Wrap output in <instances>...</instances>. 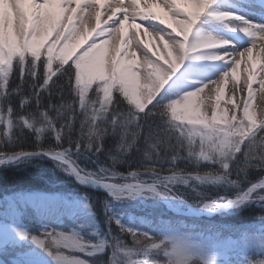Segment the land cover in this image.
<instances>
[{"label":"snow or ice","instance_id":"6c2138e0","mask_svg":"<svg viewBox=\"0 0 264 264\" xmlns=\"http://www.w3.org/2000/svg\"><path fill=\"white\" fill-rule=\"evenodd\" d=\"M217 2L218 0H186L181 3L180 0H164L163 6L154 3L141 8V0H131L128 7L124 6L123 0H116V4L109 8L111 14L104 22L106 26L101 27V13L96 12L95 26L89 27L84 13L88 8L94 7L95 2L82 4V0H0V125L4 126L9 145L21 147L20 151H0V165L17 161L21 157L51 156L58 161L59 167L75 174L81 183L101 186L115 200L159 196L186 204L179 197L170 195V186L178 183L188 184L193 178L200 184L213 183L198 180L196 177L200 174L193 177L191 173L176 171V161L181 158L180 153L186 150L187 157L184 159L194 161L197 165L201 161L218 164L217 160L210 158L217 154L229 156L230 163L235 165L238 179H229L227 184L234 186L237 194L234 199L225 196L221 202L207 199L196 209L217 212L227 209L239 210L251 203L264 206V195H256L258 188L264 191V179L259 183H252L246 189H241L239 183L241 173L246 174L249 168L264 170V137H260V143L257 144V132L264 131V114L260 116L257 126V118L249 106V101L253 98V81L257 77V60L254 59L253 51L259 40L258 51L264 53V24L250 23L236 13L213 7ZM118 14L123 18H117ZM141 16L148 23V27L136 23ZM203 17L216 21H243L242 25L229 26L233 30L239 28L254 37L251 46L235 52L225 50L214 55H201L202 50L232 43L227 38L198 33L196 27ZM152 21L166 25L171 32H164L162 27L157 28V24ZM149 28L156 32V36H152ZM146 36L151 39L145 40ZM155 40L163 42L165 51H161L159 46L153 43ZM137 48L143 52V61L138 56ZM149 54L154 59H150ZM245 58L251 66L247 67L248 75L244 86L241 87L237 69L245 62ZM189 59L224 60L230 63L231 67L218 80L212 79L202 83L195 90L187 91L180 98L165 103L164 93L173 92V89L168 87L170 81ZM58 73L68 75L69 87L75 93L80 111L85 116V120L81 122V137L76 140L70 135L72 121H66L58 130L49 112L41 111L42 92L51 88L50 81H53V77ZM229 73L234 81V88L226 104L231 107L221 109L220 103L225 96ZM259 73L262 75L257 82L260 89L264 90V62L259 63ZM13 76L19 83L13 85L10 80ZM41 79L42 83H37ZM26 84L32 89L31 96L35 100L36 108L25 116L14 105L5 102L13 94L19 95V108L25 109ZM178 86L179 81L176 85L177 91ZM205 89L208 91L205 92ZM245 89L247 100L241 102L242 115H238L241 103L235 100L236 92H244ZM90 92L95 93V100L90 98ZM114 93L128 100L130 107L126 115L115 107L118 101L114 99ZM210 93L215 95L214 106L209 110L205 105L206 102L213 101ZM74 103L71 104L70 111L75 114ZM181 105L183 111H178ZM50 107L56 109L57 116H61L59 109L63 108V104ZM158 117H167V120L153 127ZM141 121L144 122L143 125ZM85 127L88 129L86 136L83 133ZM144 127L147 128L146 142L156 140V143L151 145L153 151L160 144H166L174 153L166 161L171 165V175L159 176L155 164L165 159L159 155L156 161L144 169L154 178L151 184L137 181L138 172L130 173L136 182L109 183L107 181L117 173L113 172L109 177L105 174L110 170L103 167L99 173L81 175V170L73 166L74 162L66 155V151L71 149L25 151L21 146L23 136L16 137L13 131L15 128L32 129L39 138L46 130H51L56 132V138L60 141L63 139L62 130L67 129L68 142L75 145L77 153H100L103 150L101 141L109 129L113 135L120 137L121 151H127L135 146ZM129 128L136 130L129 132ZM84 140L88 141L87 147ZM238 153L243 154V165ZM112 160L116 162L117 157L113 156ZM232 172L229 164L228 177ZM121 179L127 180V177ZM158 185L161 186L160 190ZM84 205L91 212L92 206L86 197ZM105 212L109 226L114 221L120 232L131 235L133 240V246L128 247L119 237L113 238L111 264H118L120 256L127 257L132 264H160L150 257H159L161 254L166 257L168 264H172L173 259L175 264H187V258L193 255L198 256L203 264H218L216 255L205 250L208 247L206 245L177 243L162 233L159 236H151L149 231L127 227L108 204H105ZM17 233L22 239L34 242L58 264H89L87 260L65 255L60 251L61 246L92 255L103 252L108 244L107 239L98 243L85 241L75 229L71 234L56 232L55 229L45 231L42 233L43 238L23 229H17ZM258 247L259 251L254 255L264 257V234L259 237ZM133 256L138 259L133 260ZM251 264H264V259H251Z\"/></svg>","mask_w":264,"mask_h":264},{"label":"trees","instance_id":"16d2710c","mask_svg":"<svg viewBox=\"0 0 264 264\" xmlns=\"http://www.w3.org/2000/svg\"><path fill=\"white\" fill-rule=\"evenodd\" d=\"M10 80L13 85L19 83L15 76L10 77ZM37 83H42V79L37 81ZM72 83L74 84V78ZM50 84L51 88L42 92L41 111L49 112L56 129L59 130L68 120V117L57 116L56 109L50 106H59L64 103L73 104L75 101V114L73 112L70 114L73 123L70 135L73 140L79 139L81 137V122L85 120V116L80 111L75 93L69 87L68 75H60L58 73L56 77H53V81H50ZM31 92L32 89L26 84L24 95L27 97V105L23 110L19 108V95L13 94L5 103H11L22 115L26 116L36 108ZM90 97L92 100L96 99L93 93L90 94ZM114 99L118 101L115 107L120 113L126 115L130 107L128 100L119 98L116 95H114ZM59 110L63 112L62 108ZM166 120L167 117L164 119L158 117L154 123H150H153V127H155L157 124H163ZM141 124L143 125L144 122L141 121ZM135 130L134 128H129V132ZM13 131L16 137L23 136V144L21 145L23 150L38 152L47 149L55 151L71 149L69 158L76 166L79 164L82 167V171L99 173L100 168L103 167L110 170L105 174L109 177H111L113 172L117 173L114 178L109 179L115 182L117 180L118 182H124L121 177L125 176H127V180H133L130 176L132 172L139 173L136 180L153 182V176L145 172L144 169L156 161L158 155L165 158L160 163L155 164L159 176L171 175V165L166 161L174 153L166 144H160L153 151L151 145L156 143V140L146 142V127L140 131L135 146L127 151H121L120 137L113 135L109 129L101 141L103 150L100 153H77L75 145H70L68 142L69 133L67 129L62 130L63 139L60 141L56 138V132L51 130H46L39 138H37L32 129L15 128ZM87 131L88 129L85 127L83 129L85 136ZM260 137H264V131L257 132V144L260 143ZM83 142L86 143L87 141L84 140ZM20 150L21 147L9 145V138L4 134V126L0 125V151L9 153ZM237 155L240 158L241 165H243V154L238 153ZM113 156L117 157L116 162H113ZM180 157L176 161V171L185 174L191 173L193 177L195 174L202 175L205 172L220 170L218 164L213 165L209 161H201L197 165L194 161L184 159L187 157L186 150L180 153ZM230 167L233 172L229 179L237 180L235 165L230 163ZM262 179H264V170L249 168L246 174L241 173L239 177L240 188L246 189L252 183H259ZM171 188L175 193L192 203L206 202L207 199L221 201L225 196L232 198L237 194V189L234 186L228 184H200L194 178L188 184L178 183L175 186H171ZM39 190L58 193L68 201H84L86 197L87 202L92 206V213L88 215L80 214L79 212L60 211L54 215L48 212L47 208L31 206L16 198L20 194L25 196L31 191ZM105 204L112 208V211L127 227L149 231L151 236H159L162 233L176 242L178 235L195 236L196 241L201 245L208 246L205 250L209 254L216 255L218 264H251V259H264V257L254 255L255 252L259 251L258 245L246 248L241 240L248 234L264 233V206L259 203H251L239 210L232 209L214 217H194L180 215L175 212L168 215H160L147 209L144 210L141 206L129 200H115L106 191L79 183L73 175L65 171L64 168L59 167L56 160L48 156L33 155L22 157L18 161L0 166V226L15 224L33 235H41V238H43L42 233L45 231L55 229L56 232L71 234L73 229H75L85 241L91 243H98L102 239H107L108 244L105 246L104 251L92 255L80 252L78 249L60 247V251L65 255L79 257L89 261V264H111L114 237H119L128 247L133 246L131 235L121 233L119 226L114 221L109 226ZM5 242L4 239H0V264H54L52 257L37 245L34 248L31 243L25 240L15 242L14 246L8 245L13 244V242ZM53 250L55 251L54 247ZM118 258L124 259L123 256ZM132 259L135 260L138 257L133 256ZM150 259L157 260L160 264L162 261H166V257L163 254L159 257H150ZM200 264H203L202 260H200Z\"/></svg>","mask_w":264,"mask_h":264},{"label":"bare ground","instance_id":"6f19581e","mask_svg":"<svg viewBox=\"0 0 264 264\" xmlns=\"http://www.w3.org/2000/svg\"><path fill=\"white\" fill-rule=\"evenodd\" d=\"M154 0H141V3H144L145 5L148 4V6L153 3ZM89 2H95V7L96 10L94 11H86L85 17H86V23L88 24L89 27H94L96 20H95V13L96 12H100L101 13V17H100V22H101V27H105V21H107L108 16L111 14L109 12V8L112 5L116 4V0H90ZM131 0H123L124 6L128 7V5L130 4ZM131 11V9H130ZM229 12H233L236 13L238 15H241L243 18H245L247 21L249 22H257V24H264V17L263 18H258L254 15L249 14L248 12L244 11V10H228ZM119 19L120 16H122L121 14H118ZM138 21H140L141 24H144V27H148V23L145 22L142 19L138 18ZM153 23H156V27H162L164 28V32H171V29L168 28L166 25H160L158 21H152ZM131 23V22H129ZM139 23V22H136ZM139 23V24H140ZM149 31L152 33V36H156V32H154L151 28H149ZM196 31L198 33L201 34H211L214 37L217 38H227L228 40H230L229 38H231L232 36L230 35L231 33L229 32H224V33H216L215 31H211L203 26L197 27ZM131 34V32L129 33V35ZM95 35V34H94ZM161 35H163V33H161ZM248 35V34H247ZM231 36V37H230ZM145 40H150V37H144ZM165 39H167V36H165ZM232 39V38H231ZM254 40V37H250L248 35L247 38H237V41H234L233 39L230 40L232 43L228 46H218V47H214L212 49H208V50H202L201 51V55H214V54H218V53H222L225 50L227 51H231V52H235L238 50H243L245 47H249L251 46L252 42ZM153 43H155L157 46H159V48L161 49V51H165L163 49V42L159 41V40H155L153 41ZM257 44H260V41L257 40ZM138 52V56L140 58L141 61H143V52L137 48L136 49ZM259 49H254L253 51V55H254V59L257 60V77L256 80L253 81V89H252V93H253V98L251 101H249V106H250V111H252L256 118L259 117L260 115V111L262 110V108L264 107V90L260 89V85L257 82L260 78H261V73H259V63L260 62H264V53H261L258 51ZM149 58L150 59H154V57L151 56V54H149ZM161 65L163 64V61L160 62ZM251 63L247 62L246 58H245V62H243L239 69H237V75L239 77V84L241 87L244 86L246 78H247V67H250ZM231 67V64L224 61V60H186L184 62V64L182 65L181 69H179L177 71V73L175 74V76L172 78V80H182L185 83H189L191 85V87L189 86L186 89H189V91H193V87H199L202 85V83H206L209 80H218L219 77L226 71H228ZM180 74V75H179ZM187 76H191L194 79L191 78H187ZM233 88H234V81L232 79L231 73H229V78H228V83L225 86V96L222 99L221 103H220V108L223 109L224 107H231V105L226 104V101L229 99V97L232 96V92H233ZM208 90L205 89V92H207ZM210 95L213 97V101H210V106H207V102L205 107L208 108L209 110L214 106V93H210ZM235 100L237 103H241L244 100H247V89H245L244 92H236V96H235ZM242 103H241V115H242ZM264 111V108H263ZM210 114V111H209Z\"/></svg>","mask_w":264,"mask_h":264},{"label":"rangeland","instance_id":"374dc122","mask_svg":"<svg viewBox=\"0 0 264 264\" xmlns=\"http://www.w3.org/2000/svg\"><path fill=\"white\" fill-rule=\"evenodd\" d=\"M90 0H82V4L83 3H89ZM181 3H185L186 0H180ZM154 3H159L161 6H163L164 4V0H154L153 3H151L149 6H151ZM146 5L144 3H140V7L144 8ZM148 6V4H147ZM240 6V7H239ZM213 7L215 8H219L221 10H236L237 8L240 10H245L247 11L249 14L253 15L254 14H259L260 12H263V7H264V0H245V1H240V5L237 4H232L231 1H218L216 5H214ZM257 8V9H256ZM96 10V7H90L88 8L86 11H94ZM241 16V15H239ZM119 17V15H118ZM242 17V16H241ZM258 17V16H256ZM120 18L122 19L123 16H120ZM143 17L141 16L140 19H142ZM259 18V17H258ZM208 17L205 18V21H208ZM131 22V21H129ZM139 22L140 21H136ZM249 22V21H248ZM259 21H256V23ZM219 25H221L222 27H224L223 29H225L226 31L230 32V33H235L236 36H239L240 38H247L248 35L246 33H244L242 30H240L239 28H237L236 30H233L229 25L230 24H243V21H218L217 22ZM250 23H255V22H250ZM141 24V23H140ZM203 26L211 31H215L216 33H220L219 31H217V29L210 27L208 25L203 24L202 22H198L197 27ZM196 27V28H197ZM233 39V38H232ZM230 39V40H232ZM234 41H237L236 39H233ZM259 49L260 48V44H257V47L255 49ZM67 66V65H65ZM56 67V65H54V68ZM180 75V74H179ZM187 78H192L191 76H187ZM177 81H179V86H178V91L176 90V85H177ZM191 87V85L189 83H185L182 80H171L168 87L173 89L172 93L169 92H165L164 96H165V103H167L169 100L172 99H178L180 98V96H182L185 92L189 91V89H186L188 87ZM197 87H193V90H195ZM93 93L94 96L96 97L94 92H90V94ZM114 95L118 96L119 98H124L122 96H120L119 94L114 93ZM91 98V97H90ZM125 99V98H124ZM127 100V99H125ZM210 101L207 102V106H210ZM151 105H149L150 107ZM264 108V107H263ZM262 110L260 111V115L257 118V126L259 125V118L262 114H264V111ZM178 111H183V105H181L178 108ZM238 115H241V110L238 113ZM58 162V161H56ZM77 167L79 169H82V167L77 164ZM127 177V176H125ZM130 182L131 180H124V182ZM117 183L118 180H117ZM171 187V186H170ZM161 186L158 185V190H160ZM170 195H174L176 197H180V195H178L177 193H175L173 190L171 191ZM256 195H264V191H262L261 189H257L256 190ZM17 200H22L23 203H28L32 206H34L35 204L44 206L47 201H51L53 203V205L50 206L51 210L53 212H58V202L60 199V195L58 193H51V192H46V193H36V192H29L28 194H26L25 196H22L21 194L19 195V197H16ZM26 199L28 201H26ZM130 202L134 203V204H138L139 206H141L144 210L147 209L149 211H152L154 213L160 214V215H168L169 213H174V212H180V211H186L189 207V211H195V209L193 207H199V205H201L203 202L199 201V203H192L190 202V204L192 205V208L189 206V204H183L181 202H176V201H170L167 199H164L162 197L156 196V197H143V196H138L134 199H129ZM67 209H76V210H80L85 214L91 215L92 211L90 212L89 209L87 207H85L84 205V201H79V202H73V203H69L66 205ZM60 209V208H59ZM204 212H208V211H204ZM226 211H217V212H208L209 217H214L217 214H224ZM17 229H21L20 227H18V225H13V224H6L3 226H0V239L1 240H5V243H12L13 244H8V245H13L15 244V242H19V241H28V243H31L33 245V247L35 248V243L32 242L29 239H22L21 237H19L18 233H17ZM24 230V229H23ZM261 234L264 233H260V234H248L245 235V237L242 239V244H244L243 246L246 248H249L253 245H258L259 246V237ZM177 243H192V244H200L198 241H196L195 236H191V235H178L177 237ZM4 243V244H5ZM201 245V244H200ZM43 250V249H42ZM52 259V258H51ZM54 264H58V262L54 261Z\"/></svg>","mask_w":264,"mask_h":264},{"label":"clouds","instance_id":"9594fccd","mask_svg":"<svg viewBox=\"0 0 264 264\" xmlns=\"http://www.w3.org/2000/svg\"><path fill=\"white\" fill-rule=\"evenodd\" d=\"M71 104L64 103L63 104V112H61V116H67L68 120L71 121V111H70ZM88 146V141L85 143V147ZM66 150V149H65ZM71 153L70 151H66V155L69 156ZM212 159L218 161L219 171L216 172H205L204 174H200L196 177L198 180L206 183H213V184H227L229 182V177L227 175L228 166L230 164V157L229 156H219L217 154H213ZM179 179V178H178ZM200 258L198 256H190L187 258V264H200ZM118 264H132V262L127 258L121 259L118 261ZM161 264H168V261H162ZM172 264H175V260L173 259Z\"/></svg>","mask_w":264,"mask_h":264},{"label":"water","instance_id":"95a60500","mask_svg":"<svg viewBox=\"0 0 264 264\" xmlns=\"http://www.w3.org/2000/svg\"><path fill=\"white\" fill-rule=\"evenodd\" d=\"M39 152V151H38ZM48 157H50V158H52L51 156H48ZM22 158V157H21ZM20 159V158H19ZM18 159V160H19ZM73 166H75V165H73ZM76 167V166H75ZM77 168V167H76ZM78 169V168H77ZM81 175H86V174H84V173H82L81 172ZM94 178V177H93ZM107 182H109V183H113V182H110V181H107ZM133 183V182H132ZM88 185H90V186H93V187H98V188H101V189H104L103 187H101V186H96V185H92V184H88ZM104 190H106V189H104ZM188 203V202H187ZM189 205H191L190 203H188ZM192 206V205H191ZM195 210H197L196 209V207H193ZM197 211H199L200 213H202V214H210V213H208V212H204V211H200V210H197ZM214 213V212H213Z\"/></svg>","mask_w":264,"mask_h":264}]
</instances>
